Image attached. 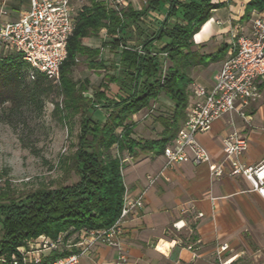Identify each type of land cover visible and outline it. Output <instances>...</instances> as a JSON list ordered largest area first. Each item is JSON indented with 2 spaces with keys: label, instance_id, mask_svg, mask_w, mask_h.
I'll return each mask as SVG.
<instances>
[{
  "label": "trees",
  "instance_id": "obj_1",
  "mask_svg": "<svg viewBox=\"0 0 264 264\" xmlns=\"http://www.w3.org/2000/svg\"><path fill=\"white\" fill-rule=\"evenodd\" d=\"M88 1L69 39L60 85H54L40 73L29 80L31 67L18 52L0 58V123L9 125L24 147L36 152L29 132L32 124L42 116L53 91L62 97L61 102L51 99L55 110H65L71 116L80 115L76 150L62 162L80 179L70 185L41 187L17 198L9 194L1 197L0 256H10L27 240L41 234L56 238L66 233L68 238L77 231L107 229L115 223L126 190L122 153L128 150L135 154L139 148L160 154L172 140L166 135L159 140L133 139L131 119L149 107L151 100L161 93L175 103L173 122L184 117L189 101L188 86L192 81L189 68L198 63V55L192 51L194 35L212 17L213 10L223 4L214 0H146L139 11L131 7L117 11L100 0ZM166 4L159 29L145 36L140 45L129 44L122 34L129 24L140 28L139 23H145L150 12L160 11ZM254 9L263 10L264 0H251L244 18H249ZM172 18L179 21L170 25ZM103 29L111 39L110 50L119 55L118 61L104 59L101 48L83 43L84 38L97 36ZM156 40L164 41L165 45L155 48ZM107 44L102 43V47ZM140 47L144 53L139 52ZM118 49H121L119 53ZM164 52L167 57L162 55ZM81 57H85L90 69L107 70L91 96L86 95L90 80L78 81L72 77ZM163 62L167 64L164 75ZM114 83L119 91L110 96L107 91ZM98 111L104 113V119L96 116ZM114 147L118 154H113ZM50 262L46 259L42 264Z\"/></svg>",
  "mask_w": 264,
  "mask_h": 264
},
{
  "label": "crops",
  "instance_id": "obj_2",
  "mask_svg": "<svg viewBox=\"0 0 264 264\" xmlns=\"http://www.w3.org/2000/svg\"><path fill=\"white\" fill-rule=\"evenodd\" d=\"M100 1L115 9V0ZM122 1L125 2L122 10L131 7L139 11L146 3V0ZM214 1L223 4L213 10L212 17L193 38L192 51L197 53L198 63L189 68L192 81L188 86L189 101L184 117L173 122L175 103L161 93L157 99L151 100L149 107L133 115V139L159 140L165 135L173 139L189 108L196 102L193 85L199 83L212 88L222 62L233 52L237 36L249 31L251 15L249 18L244 15L251 0ZM85 5H89L88 0L78 4L76 21ZM23 6L22 1L0 0V8L9 13L5 19H17L27 9L17 12ZM167 6L150 12L145 23H139L140 28L130 23L122 33L128 38L127 42L138 46L145 36L158 30ZM178 21L172 18L170 25ZM104 42L109 44L102 47ZM110 42L106 29L97 36L83 39L85 45L101 48L102 57L108 61L113 60L110 56L115 54L110 50ZM154 45L161 49L165 42L156 40ZM222 51L224 54L220 57ZM87 79L94 83L91 77L87 76ZM101 82L102 79L97 85ZM257 82L260 97L243 108L244 115L233 111L197 135L212 161L224 160L223 139L233 130L248 138V148L239 156L242 164L253 166L264 160V80ZM111 88L115 90L108 95H116L118 85L111 84ZM114 149L118 154L117 147ZM136 150L135 154L128 150L122 153V174L131 196L135 197L146 189L144 206L125 223L122 250L99 243L80 256L79 264H264V198L244 175H230L228 161H225V174L213 177L208 163L182 162L167 166L163 152ZM149 174L157 175L151 186H148ZM223 245H226L225 249H221ZM121 253L127 256L128 262L120 260Z\"/></svg>",
  "mask_w": 264,
  "mask_h": 264
},
{
  "label": "built area",
  "instance_id": "obj_3",
  "mask_svg": "<svg viewBox=\"0 0 264 264\" xmlns=\"http://www.w3.org/2000/svg\"><path fill=\"white\" fill-rule=\"evenodd\" d=\"M83 0H29V7L17 19H5L9 13L0 8V58L12 50L22 55L30 65L29 80L43 74L54 85L61 84V66L68 55V42L76 25V13ZM125 2L115 0L113 7L121 11ZM140 53H144L139 48ZM155 54V53H154ZM167 57V53H162ZM167 64L163 62L165 74ZM264 80V11L253 10L250 29L237 36L232 54L226 58L215 76L212 88L195 83L193 94L196 102L189 108L175 137L166 144L163 156L166 165L192 162L208 163L213 177L225 174V161L231 165L230 175H244L264 198V160L247 166L239 156L248 148L247 135L231 131L223 139L225 158L212 161L209 151L199 143L197 135L207 131L217 119L240 111L251 101L260 97L258 80ZM148 186L157 175L147 176ZM146 189L133 197L125 190L123 205L115 223L107 229L84 230L81 239L68 243L66 233L53 238L46 234L27 240L10 256H0V264H42L53 252L61 254L50 264H79L80 256L90 248L102 243L122 250L121 238L124 225L130 217L143 208ZM77 248L78 251L73 248ZM223 245L221 249H225ZM120 260L128 262L121 253Z\"/></svg>",
  "mask_w": 264,
  "mask_h": 264
},
{
  "label": "rangeland",
  "instance_id": "obj_4",
  "mask_svg": "<svg viewBox=\"0 0 264 264\" xmlns=\"http://www.w3.org/2000/svg\"><path fill=\"white\" fill-rule=\"evenodd\" d=\"M15 1L24 3V6L17 12L28 8V0ZM223 52L220 53V57L223 56ZM110 57L113 60H119L118 54H112ZM106 71L104 69L93 71L83 60H80L73 70L72 77L78 81H83L87 76L92 78L94 83L90 82V90L86 94L89 96L93 89L99 86L97 84L101 79L103 80ZM113 89L115 90L110 85L108 94L114 92ZM52 95L45 103L42 116L32 124L30 131L32 133L29 132L36 152L24 147L19 140V135L9 125L0 123V198L5 194L17 198L41 187L53 188L70 185L80 179L72 168L67 169V166L62 164L76 150L80 115L71 116L65 110H55V103L51 102V99L61 102L62 97L56 90ZM96 116L104 119L102 111H98ZM113 152L116 154L115 149ZM83 232L84 230L71 234L68 243L73 244L79 241ZM2 235V222L0 221V240ZM73 249L75 250V247ZM60 256V253L53 252L48 259L53 261Z\"/></svg>",
  "mask_w": 264,
  "mask_h": 264
}]
</instances>
